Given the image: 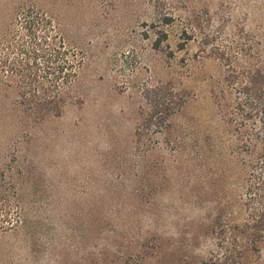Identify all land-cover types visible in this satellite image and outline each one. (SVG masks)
Masks as SVG:
<instances>
[{"label": "rangeland", "instance_id": "374dc122", "mask_svg": "<svg viewBox=\"0 0 264 264\" xmlns=\"http://www.w3.org/2000/svg\"><path fill=\"white\" fill-rule=\"evenodd\" d=\"M36 12L81 66L40 122L0 72V264H264V0H0V40ZM158 82L187 102L140 142Z\"/></svg>", "mask_w": 264, "mask_h": 264}, {"label": "trees", "instance_id": "16d2710c", "mask_svg": "<svg viewBox=\"0 0 264 264\" xmlns=\"http://www.w3.org/2000/svg\"><path fill=\"white\" fill-rule=\"evenodd\" d=\"M48 20L37 12L25 14L20 25L0 40V72L8 84L15 87L17 106L39 122L61 114L64 93L72 85L81 66V59L64 45L58 34H52L53 27ZM171 21L172 17L167 15L162 23L168 25ZM162 34L153 40L154 49H159L163 40L167 39V33ZM193 39L187 28H184L177 50H183ZM207 43L204 41L203 46ZM167 54L173 56L170 50ZM229 60L228 64L231 62ZM241 70V74L250 77L242 87L247 102L264 104V70L250 67ZM229 73L236 72L231 70ZM140 101L141 117L136 129L139 141L145 135H165L170 132L175 117L187 102V95L172 82H158L142 88ZM165 143L169 146L172 141L168 139Z\"/></svg>", "mask_w": 264, "mask_h": 264}]
</instances>
